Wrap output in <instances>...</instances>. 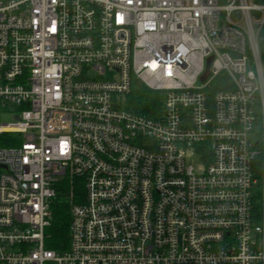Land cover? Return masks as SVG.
I'll list each match as a JSON object with an SVG mask.
<instances>
[{
	"label": "built area",
	"instance_id": "1",
	"mask_svg": "<svg viewBox=\"0 0 264 264\" xmlns=\"http://www.w3.org/2000/svg\"><path fill=\"white\" fill-rule=\"evenodd\" d=\"M263 31L254 0H0V264H264Z\"/></svg>",
	"mask_w": 264,
	"mask_h": 264
},
{
	"label": "trees",
	"instance_id": "2",
	"mask_svg": "<svg viewBox=\"0 0 264 264\" xmlns=\"http://www.w3.org/2000/svg\"><path fill=\"white\" fill-rule=\"evenodd\" d=\"M254 1L256 3H264V0ZM260 39L264 62V31L261 33ZM129 98L128 105L130 108L147 115H151L156 108H160L162 103L161 94L147 88L133 90ZM7 135L11 136V134H4L0 137V146L11 145L6 141H2ZM15 137L16 140L19 139V136L17 137L16 135ZM84 199L85 183L82 178L66 176L56 184V195L51 200L52 219L45 232L47 248L64 251L69 247L71 207L74 203L82 202ZM257 205L258 207L261 206L259 199Z\"/></svg>",
	"mask_w": 264,
	"mask_h": 264
},
{
	"label": "rangeland",
	"instance_id": "3",
	"mask_svg": "<svg viewBox=\"0 0 264 264\" xmlns=\"http://www.w3.org/2000/svg\"><path fill=\"white\" fill-rule=\"evenodd\" d=\"M135 84L137 85L138 82L136 81ZM139 85V84H138ZM15 119L13 117L12 112L9 110H5L0 108V126L5 123H12ZM4 141V140H2ZM187 160L190 165H192L195 169L198 171H203L205 169V164L201 160L200 157H198L194 150H189L187 153Z\"/></svg>",
	"mask_w": 264,
	"mask_h": 264
},
{
	"label": "water",
	"instance_id": "4",
	"mask_svg": "<svg viewBox=\"0 0 264 264\" xmlns=\"http://www.w3.org/2000/svg\"><path fill=\"white\" fill-rule=\"evenodd\" d=\"M212 60H213L212 56L207 59L206 70L201 78L202 80H205L210 75V68H211Z\"/></svg>",
	"mask_w": 264,
	"mask_h": 264
}]
</instances>
